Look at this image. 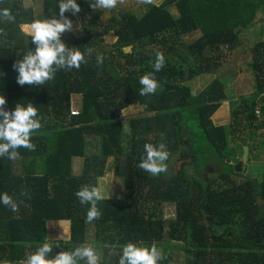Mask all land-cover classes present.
Returning a JSON list of instances; mask_svg holds the SVG:
<instances>
[{
    "label": "trees",
    "instance_id": "1",
    "mask_svg": "<svg viewBox=\"0 0 264 264\" xmlns=\"http://www.w3.org/2000/svg\"><path fill=\"white\" fill-rule=\"evenodd\" d=\"M44 2L47 14L58 18L60 0ZM91 2L76 0L81 11L65 13L72 22L89 17L85 35L62 40L84 53L86 62L78 70H58L44 85L20 86L13 65L34 50L27 33L38 17L24 0H0V9H10L15 17L12 22L0 20V95L10 111L17 104H33L41 123L31 137L34 151L18 149L15 161L0 157V194L7 192L19 205L12 212L0 203V264H21L45 241L53 245L50 257L91 245V232L105 264H119L122 247L129 242L159 248L165 240L187 244L182 250L193 257L185 264H260L263 252L242 245L238 234L261 216L264 173L261 180H238L233 173L238 157L233 162L227 151L234 148L229 135L245 132L246 140H252L261 133L258 139L264 142V42L252 51L256 92L230 103L228 124H216L213 117L228 101L225 85L213 80L194 93L189 83L219 71L223 50L236 49L240 32L261 17L264 21V0H164L150 4L144 14L128 11L105 20ZM193 33L200 35L186 41ZM106 36L113 39L110 44ZM157 52L165 64L154 72ZM97 56H103L102 65H97ZM145 74H153L159 87L142 96L139 80ZM137 105L152 114L132 118L130 133L123 132L121 112ZM195 135L200 147L194 145ZM88 137L99 139L97 152L89 151ZM147 143L164 144L179 162L177 172L152 176L140 169ZM75 157L84 159L79 176L73 171ZM110 157L109 170L113 167V175L122 180V197L104 194L97 204L101 217L87 223L90 205L81 204L75 193L83 186L100 187ZM206 165L218 173L206 176ZM166 204L174 205L172 219H164ZM51 221L61 223V235L67 238H48ZM159 264L169 263L166 259Z\"/></svg>",
    "mask_w": 264,
    "mask_h": 264
},
{
    "label": "clouds",
    "instance_id": "2",
    "mask_svg": "<svg viewBox=\"0 0 264 264\" xmlns=\"http://www.w3.org/2000/svg\"><path fill=\"white\" fill-rule=\"evenodd\" d=\"M127 0H94L90 7L95 10H111L118 4H126ZM137 3L151 4L152 0H137ZM59 17L53 16L50 19L35 20L30 25L27 33L35 46L34 50L29 49L23 58L17 60L13 68L18 72L17 83L20 86L25 84L41 86L51 81L58 70L79 69L85 63V55L79 49L69 48L62 41L61 37L66 32H72L73 22L65 13L70 12L73 16L81 11L76 0H60ZM10 9H0V20L5 22L14 21ZM2 34V33H0ZM91 54L92 49L87 50ZM97 65L103 64V56H97ZM165 64L162 53H156L154 72H159ZM140 95L147 96L154 94L159 87L153 74H145L140 77ZM7 101L0 95V157H7L15 161L19 159L18 149L25 148L34 151L36 145L32 143L31 137L34 132L41 128L37 119L38 110L33 104L27 106L17 104L14 110H7ZM146 155L141 158L138 167L152 176H158L167 171L165 161L169 158V152L165 145L158 147L151 143L144 145ZM75 195L81 204L90 205L86 213V222L91 223L101 217L97 207L99 201L105 198L102 191L96 186H83ZM0 203L8 207L12 212L19 211L18 203L7 192L0 194ZM57 245L56 247H58ZM53 252V245L47 241L43 242L34 252L26 254L21 264H78L84 261L85 264H100L101 255L91 245H79L70 251H60L50 257ZM161 249L155 243L151 247H140L134 243H127L122 247V254L119 264H159L165 259Z\"/></svg>",
    "mask_w": 264,
    "mask_h": 264
},
{
    "label": "rangeland",
    "instance_id": "3",
    "mask_svg": "<svg viewBox=\"0 0 264 264\" xmlns=\"http://www.w3.org/2000/svg\"><path fill=\"white\" fill-rule=\"evenodd\" d=\"M164 0H152L151 4H160ZM24 4L27 7L34 8L35 13L38 17V20L50 19L51 15L47 14L46 4L44 0H24ZM150 4H141L137 3V0H127L126 4L120 5L118 4L116 8L111 10H96L95 13L99 16L100 19H107L112 16H116L120 13L124 12H133L137 15L144 14L149 7ZM173 10V9H172ZM88 16H79L75 22H73L74 30L72 32H66L61 37L62 40L71 39L73 37H81L85 35L86 29H88L85 25L86 20H88ZM30 27V26H28ZM199 33H193L192 35L186 36V41H192L195 39ZM239 45L233 51L223 50V54L225 56L224 65L216 71L215 73L200 75L198 78L194 79L190 82V87L194 93H200L203 91L213 80L221 81L226 87V94L228 97L227 102H222L221 107L222 111L214 114V121L216 124H228L232 121L231 119V102H240L243 99H248L252 94L256 92V82L255 75L253 73V69L251 66L252 56H253V48L256 43L264 42V21L261 17L259 19V23L255 26H251L246 28L240 32L239 36ZM104 40L107 43H111L113 40L109 36L104 37ZM152 113L145 112L143 106H132L126 110L121 112L120 117L118 118L123 126V132L130 133V120L135 117L151 115ZM247 134V133H246ZM245 132L240 133L238 137L234 135H229V146L234 147L227 151V154L230 155L233 162L236 160V156L238 160L242 159L243 150L246 144L250 145L251 151L249 152V162L245 165H248L250 173L253 177L261 180V177L264 173V142L259 140L258 137L261 136V133H257V141L256 139L246 140ZM153 137V136H151ZM194 145L196 147H200V136L195 135ZM246 140V141H245ZM88 141L90 142L89 151L92 153L97 152V148L99 146V139L97 137H88ZM248 142V143H247ZM204 146V145H203ZM234 150V151H233ZM242 150V151H241ZM83 162L84 159L82 157H75L74 164V175L79 176L83 171ZM174 162V163H173ZM113 163V158H108L106 162V173L102 180L99 181V189L108 197L112 199H120L122 197V180L115 177L113 175V167L109 170V166ZM167 164V171L164 172V175L170 176L177 172L179 162L176 159L175 155H170L168 160L165 161ZM228 163H231V160H228ZM212 166V165H211ZM16 170H19L18 164L15 163ZM189 174L192 173V168L188 170ZM211 176V173L206 174V176ZM213 175V174H212ZM240 175L237 176L240 180ZM241 181V180H240ZM164 219H172L174 217V205L166 204L164 205ZM48 238L51 240H62L63 238H67L66 234H62L61 223L56 221H51L48 223ZM64 230V229H63ZM66 233V232H65ZM89 244L94 247L97 252L101 255L100 264H105L103 262L102 257V249H98L95 246L93 232L90 233ZM184 245H187L183 242H171L166 241L158 245L159 248L163 252V255L166 257L163 260L167 259L169 264H185V259H191L193 257L191 251L184 252L182 248ZM173 247V248H172ZM176 247V248H175ZM169 248H172L169 250Z\"/></svg>",
    "mask_w": 264,
    "mask_h": 264
},
{
    "label": "flooded vegetation",
    "instance_id": "4",
    "mask_svg": "<svg viewBox=\"0 0 264 264\" xmlns=\"http://www.w3.org/2000/svg\"><path fill=\"white\" fill-rule=\"evenodd\" d=\"M248 162H249V158H248ZM245 164H244L245 167H242V170L240 171H237L234 166L233 173L235 175H240L242 178H246L248 176L253 177V175L249 171L248 165ZM205 171L207 172L206 174L218 173V170H216V168H214L211 165H206ZM240 184H243V182H238V185ZM258 205L261 210V216L255 222H252L249 226L243 228L242 230H239L238 237H240L239 242L242 243V245L243 244L248 245V247H250L253 251H256L258 253L263 252V257L261 258L260 264H264V202H258Z\"/></svg>",
    "mask_w": 264,
    "mask_h": 264
},
{
    "label": "water",
    "instance_id": "5",
    "mask_svg": "<svg viewBox=\"0 0 264 264\" xmlns=\"http://www.w3.org/2000/svg\"><path fill=\"white\" fill-rule=\"evenodd\" d=\"M249 151H250V147L248 144H246L244 146L242 159H240V161H238L234 164L237 171H240V170H242V167H245L244 164L248 162Z\"/></svg>",
    "mask_w": 264,
    "mask_h": 264
},
{
    "label": "built area",
    "instance_id": "6",
    "mask_svg": "<svg viewBox=\"0 0 264 264\" xmlns=\"http://www.w3.org/2000/svg\"><path fill=\"white\" fill-rule=\"evenodd\" d=\"M75 114H78L77 112H75V111H73L72 112V115H75ZM256 114H257V116H259L260 115V110L259 109H257L256 110Z\"/></svg>",
    "mask_w": 264,
    "mask_h": 264
}]
</instances>
